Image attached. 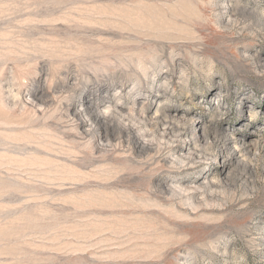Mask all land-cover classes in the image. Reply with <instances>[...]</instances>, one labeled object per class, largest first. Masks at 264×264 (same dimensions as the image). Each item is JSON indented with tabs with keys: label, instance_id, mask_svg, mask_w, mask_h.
<instances>
[{
	"label": "rangeland",
	"instance_id": "obj_1",
	"mask_svg": "<svg viewBox=\"0 0 264 264\" xmlns=\"http://www.w3.org/2000/svg\"><path fill=\"white\" fill-rule=\"evenodd\" d=\"M0 264H264V0H0Z\"/></svg>",
	"mask_w": 264,
	"mask_h": 264
}]
</instances>
